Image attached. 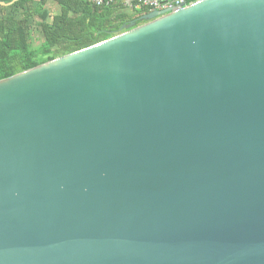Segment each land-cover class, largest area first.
<instances>
[{
    "label": "water",
    "instance_id": "obj_1",
    "mask_svg": "<svg viewBox=\"0 0 264 264\" xmlns=\"http://www.w3.org/2000/svg\"><path fill=\"white\" fill-rule=\"evenodd\" d=\"M0 264H264V0L0 80Z\"/></svg>",
    "mask_w": 264,
    "mask_h": 264
},
{
    "label": "trees",
    "instance_id": "obj_2",
    "mask_svg": "<svg viewBox=\"0 0 264 264\" xmlns=\"http://www.w3.org/2000/svg\"><path fill=\"white\" fill-rule=\"evenodd\" d=\"M12 1L0 0V80L108 40L132 19L129 13H121V0L101 7L89 0ZM50 1L60 8L53 16L46 8ZM33 29L43 37L37 48L31 42Z\"/></svg>",
    "mask_w": 264,
    "mask_h": 264
},
{
    "label": "built area",
    "instance_id": "obj_3",
    "mask_svg": "<svg viewBox=\"0 0 264 264\" xmlns=\"http://www.w3.org/2000/svg\"><path fill=\"white\" fill-rule=\"evenodd\" d=\"M113 0H89V2L96 6L101 7L112 3ZM136 7L140 9H147L148 13L153 11H164L172 9L173 11L180 10L187 7L189 4L187 0H135Z\"/></svg>",
    "mask_w": 264,
    "mask_h": 264
},
{
    "label": "crops",
    "instance_id": "obj_4",
    "mask_svg": "<svg viewBox=\"0 0 264 264\" xmlns=\"http://www.w3.org/2000/svg\"><path fill=\"white\" fill-rule=\"evenodd\" d=\"M121 5H122L121 13H123V14L124 13H129L128 15H131L132 16V19L129 20L128 22L133 21L134 19H138V18H140L143 15H146L148 13V12L147 13L145 12V13H141V14H133L134 13L133 11L136 12L138 10H142V9L136 7L135 0H121ZM46 8L51 12V16L56 15L59 12V9H60L52 1H50V2L47 3ZM141 24H143V22H139L138 23V25H141ZM38 35L40 36V38H39L40 40H39L38 46H36L35 48L39 47L40 44L43 42V37H42V34H41V32H40L39 29L32 30V32H31V42H32V45H33V41L35 40V36H38Z\"/></svg>",
    "mask_w": 264,
    "mask_h": 264
},
{
    "label": "rangeland",
    "instance_id": "obj_5",
    "mask_svg": "<svg viewBox=\"0 0 264 264\" xmlns=\"http://www.w3.org/2000/svg\"><path fill=\"white\" fill-rule=\"evenodd\" d=\"M33 30H36V29H33ZM40 38V36L38 35V36H35V40L33 41V45H34V48L36 47V46H38V43H39V39Z\"/></svg>",
    "mask_w": 264,
    "mask_h": 264
}]
</instances>
